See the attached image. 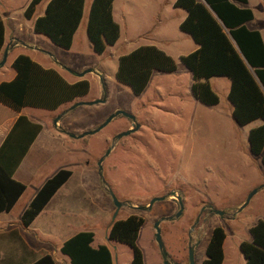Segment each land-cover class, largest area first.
I'll return each mask as SVG.
<instances>
[{
  "label": "rangeland",
  "instance_id": "obj_1",
  "mask_svg": "<svg viewBox=\"0 0 264 264\" xmlns=\"http://www.w3.org/2000/svg\"><path fill=\"white\" fill-rule=\"evenodd\" d=\"M29 1L0 0V16L6 30L10 27L24 33L32 20L23 16ZM77 35L79 43L70 49L50 45L42 34L34 37H38V42L52 56L77 68L75 72L87 68L98 72L97 81L92 78V72L80 77L89 79L83 101H94L98 89L103 101L82 104L71 110L68 107L72 103L67 104L56 114L44 109L31 110V113L45 129L53 130V119L68 110L61 124L67 132L77 135L94 128L110 114L123 111L133 117L134 130L116 139L117 143L110 148L111 138L131 124L129 119L118 114L97 132L75 138L73 150L61 144L54 146L50 139L48 153L39 167L41 174H51L57 168H67L72 174L35 220L34 226L47 228L54 216L59 222L52 230L56 234L52 239L55 244L75 228L77 231L91 230L95 241L104 240V231L114 210L111 192L116 201L123 203L114 219L130 214L143 219L135 241L143 263L164 264L154 240L153 223L160 217H172L177 211L174 197L168 196L173 191L181 196V213L161 220L158 225L168 260L187 264V244L192 241V264H201L210 230L220 226L225 232L222 264H243L238 244L249 240L247 229L256 220H264V164L259 155H251L248 151L246 135L250 125L239 126L225 115L219 117L217 114L227 108V78L210 80L218 104L203 105L193 98L190 90L187 92L177 84L176 76L184 66L172 52L177 70H153L144 89L133 94L114 78L117 58L114 48L107 46L97 54L92 51L86 35L83 36L82 26ZM174 50L182 52L184 49ZM178 78L183 81L182 76ZM101 135L107 137L106 143L97 142ZM87 143L89 148L85 146ZM101 157L102 180L97 175V161ZM31 189L32 183L23 199ZM158 196L164 199L154 201L145 210L134 208L146 206L150 198ZM19 208L20 204L10 217L17 219ZM211 210L223 213L219 216ZM196 218L194 230H190ZM0 240L8 244L10 236H2ZM105 241L112 264H129L131 251L126 244Z\"/></svg>",
  "mask_w": 264,
  "mask_h": 264
},
{
  "label": "trees",
  "instance_id": "obj_2",
  "mask_svg": "<svg viewBox=\"0 0 264 264\" xmlns=\"http://www.w3.org/2000/svg\"><path fill=\"white\" fill-rule=\"evenodd\" d=\"M44 0H30L23 16L30 19L36 6ZM113 0H90L85 34L93 52L99 54L118 38V26L111 16ZM84 0H46L42 14L36 16L32 31L42 34L55 46L68 49L81 16ZM235 3L242 6L239 7ZM247 0H174L173 6L185 11L178 25L197 44V48L178 57L191 75L190 92L203 105L217 104L218 97L209 86L210 77H226V94L231 105V117L239 126L258 120L248 129L246 139L251 155H259L264 164V45L256 29L245 23L252 19ZM3 24L0 20V48ZM15 71L9 81L0 82V104L18 111L24 106L55 109L88 92L89 83L80 78L66 82L51 68H42L25 54H18L11 62ZM174 60L153 45L138 46L117 57L114 78L126 85L133 94L146 86L153 70L172 72ZM40 130V125L16 117L0 144V212L9 211L25 185L12 178L13 171ZM67 168H58L34 193L21 212L19 221L27 227L41 211L55 191L70 176ZM143 222L130 214L114 219L106 231L107 240L126 244L131 251L129 264H143L142 254L135 241ZM249 240L238 248L243 264H264V220L258 219L248 229ZM225 232L220 226L211 228L201 264H221ZM93 232L77 231L65 239L59 251L69 264H112L106 245L91 246ZM30 264H55L49 254H43Z\"/></svg>",
  "mask_w": 264,
  "mask_h": 264
},
{
  "label": "crops",
  "instance_id": "obj_3",
  "mask_svg": "<svg viewBox=\"0 0 264 264\" xmlns=\"http://www.w3.org/2000/svg\"><path fill=\"white\" fill-rule=\"evenodd\" d=\"M173 2L174 0H113L111 3V16L118 26V38L110 47L114 48L113 52L115 51L117 53V57L121 54L129 52L130 50L138 46L144 45H153L162 50L170 57L173 56V54L171 53L174 52V57H176L177 59L180 55H184L195 50L197 48V44L187 33L180 31L178 28L179 23L185 16V11L181 8L174 7ZM45 3L46 0L40 2L36 6L37 11L35 9V12L31 17L32 20L30 24L27 25L25 30H23L26 35H22L24 34L22 33V30L16 28L11 29L10 27H7L6 30L4 19L0 16V20L3 24V42L0 48V59L2 57L3 49L6 50L5 60L3 64L0 65V82L9 81L14 77L15 71L11 67V62L18 54L27 55L32 61L37 63L42 68L53 69L68 83H72L80 79V77L66 70L70 69L71 71L75 72L77 68H73V66H67V64H64L61 60L52 56L49 52H47L44 46L38 42V37H34L36 33L32 31V23L36 16L42 14ZM89 3L90 0H88L87 2L86 0H84L83 2L82 16L75 32L72 35L71 44L68 49L79 43L78 41L80 37L77 35V32L80 26H82L83 36L86 35L85 24ZM235 4L239 7L242 6L239 3ZM245 6L251 10L253 16L251 20L245 23V25L249 29L258 30L264 45V0H247ZM51 44L52 43L50 42V45ZM52 46L55 45L52 44ZM178 47H182L184 49V52H178V50H174ZM176 70L177 66L175 67L174 71ZM180 71V75L176 76L175 80H178L179 82L177 84L182 85L186 89V91L189 92L191 75L185 67L184 69H180ZM97 74L94 73V75H91L92 78L96 81L97 78H100L99 74ZM180 76H182L183 81L178 78ZM212 78L218 79V77H210L208 79L210 88V80ZM86 80L89 83V79ZM86 94L85 96L77 97L72 101L63 102L55 109L44 110L50 111L52 113L55 112L56 114V112H61V108H63L62 106L64 105L71 104L75 101L85 102L83 100L86 99ZM100 97L101 91L100 89H98L96 94L94 95V98ZM37 109L42 108L24 106L18 111H13L0 104V144L9 131L10 127L12 126L13 122L15 121L16 117L19 115L25 116L27 120L40 125V130L28 146L26 153L24 154L12 174V178L24 184L25 188L23 192L18 196L9 211L0 212V237L5 235L10 236L8 244L3 241L1 242L0 240V264H30L43 254H49L54 260L55 264H69L67 256L59 251V247L65 239L77 232V228H75V230L69 232L68 234H66V236H63L65 237L63 240H61L58 244H55L52 239H54L56 234H53L54 231L52 230L59 226V222L54 219V216L53 219L47 224V228L42 229L34 226L35 220L40 216V214L44 212L45 208L48 206V204H50L53 197L65 184L68 178H70L72 173L67 178V180L63 184H61V186L55 191V193L51 196L45 206L34 217L32 222L27 227H23L19 221L21 212L28 205L34 193L42 185V183L54 173L41 174V171L39 169L49 150L48 141L51 139L52 141H54V146L61 144L62 146L68 147L69 150H73V148L75 147L73 141L75 138L68 137L61 131H66V128L61 124V119L64 116L65 112L68 110H64L62 112L56 124H53V130H47L43 127L41 122L31 113V110ZM217 114L219 117H223L225 115L227 118H230L233 121L231 117V105L229 101L226 111L223 112L222 110H220ZM259 123V121L257 122V120H255L246 125H250L249 128H251L258 125ZM68 131L73 132V130ZM101 141L106 143L107 137L105 135H101L97 139V142ZM85 146L89 148L90 144L87 143L85 144ZM31 183L32 189L30 190L29 195L25 199H23L27 191V187L29 184L31 185ZM18 204H20L18 218L16 219L10 217L11 212ZM56 214H58V212ZM108 226L109 223L104 231V240L95 241V235L93 233V239L91 242L92 247H96L97 245L107 246L105 240H107L106 231ZM179 256L181 257L182 255Z\"/></svg>",
  "mask_w": 264,
  "mask_h": 264
},
{
  "label": "water",
  "instance_id": "obj_4",
  "mask_svg": "<svg viewBox=\"0 0 264 264\" xmlns=\"http://www.w3.org/2000/svg\"><path fill=\"white\" fill-rule=\"evenodd\" d=\"M5 53H6V50L3 49L2 51V57L0 59V65L3 64L4 60H5ZM68 72L70 73H73L75 74L76 76L78 77H81L82 75H84L85 73L87 72H92V73H95L97 74V72H95V70L91 69V68H87V69H83L79 72H74V71H71L70 69H66ZM98 75V74H97ZM103 101V98L100 97V98H96L94 101H91V102H81V101H75L73 102L69 107L68 109H72L74 108L75 106H78L80 104H93V103H98V102H102ZM62 113H60L61 115ZM122 115L124 116L125 118L129 119L131 121V127L128 128V129H125L123 131H120L119 133H117L115 136H114V139H119L120 137L122 136H126L128 135L132 130H134V126H132V124L134 123V119L131 115L123 112V111H116L114 112L113 114H110L109 116L106 117V119H104V121H102L100 124H98L97 126H95L94 128L90 129V130H87V131H84V132H81L80 134H73V133H70V132H67V131H64V130H61L63 133H65L68 137H71V138H80V137H83L85 135H88V134H93L95 132H97L100 128H102L105 124H107L111 118H113L114 116L116 115ZM60 115L56 116L54 119H53V124L55 125L57 120L59 119ZM102 160V157L97 161V175L98 177L102 180V177H101V166H100V161ZM254 191V190H253ZM252 191V193H253ZM109 195L110 197L112 198V201H113V205H114V210L112 212V215H111V218H110V221H109V225L113 222L115 216H116V213H117V210L118 208L123 205V203H120L118 201H116V199L113 197L112 193L109 192ZM170 196H173L176 201H177V204H178V209L177 211L173 214V216L171 217H160L159 219L155 220L154 223H153V230H154V240L157 244V247L160 251V255H161V258L164 262V264H176V263H173V262H170L167 258V255H166V252L164 250V247H163V243L161 241V238H160V229H159V222L161 220H164V219H172L173 217H177L180 213H181V210H182V204L180 202V198L178 197V195L171 191L169 193ZM164 199V196H158V197H152L149 199L147 205L145 206H134V208H136L137 210H145L147 208H149L151 206V204L154 202V201H158V200H162ZM246 202V201H245ZM243 205H241L240 207H238V210L242 207ZM213 213L221 216L222 215V211H218V210H211ZM192 252H193V249L191 246L188 247V253H187V259H188V263L187 264H192Z\"/></svg>",
  "mask_w": 264,
  "mask_h": 264
},
{
  "label": "flooded vegetation",
  "instance_id": "obj_5",
  "mask_svg": "<svg viewBox=\"0 0 264 264\" xmlns=\"http://www.w3.org/2000/svg\"><path fill=\"white\" fill-rule=\"evenodd\" d=\"M131 122V121H130ZM131 127V124H130V126L128 127V128H130ZM127 129V128H126ZM125 130V129H124ZM121 131H123V130H121ZM117 143V140L116 139H114V137H112L111 138V140H110V148L111 147H113V145L114 144H116ZM168 196L170 197V195L168 194ZM178 197L180 198V202H181V196L180 195H178ZM174 200L176 201V199L174 198ZM176 203H177V201H176ZM182 204V203H181ZM178 205V204H177ZM208 211H209V209H208ZM210 212V211H209ZM211 213V212H210ZM197 222V218L195 219V221L192 223V225H191V227H190V230H194V227H195V223ZM189 230V231H190ZM197 240V239H196ZM196 240H194V241H196ZM189 246H191L192 247V249L194 248V244H193V242L192 241H190V242H188V244H187V247H189Z\"/></svg>",
  "mask_w": 264,
  "mask_h": 264
}]
</instances>
